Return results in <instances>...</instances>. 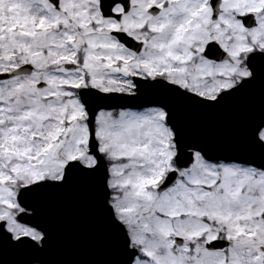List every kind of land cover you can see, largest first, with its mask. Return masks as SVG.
<instances>
[{
    "label": "snow or ice",
    "instance_id": "obj_1",
    "mask_svg": "<svg viewBox=\"0 0 264 264\" xmlns=\"http://www.w3.org/2000/svg\"><path fill=\"white\" fill-rule=\"evenodd\" d=\"M0 264H264V0H0Z\"/></svg>",
    "mask_w": 264,
    "mask_h": 264
}]
</instances>
